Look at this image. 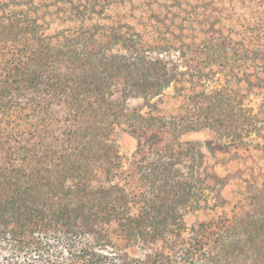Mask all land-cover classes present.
Segmentation results:
<instances>
[{"label": "trees", "instance_id": "1", "mask_svg": "<svg viewBox=\"0 0 264 264\" xmlns=\"http://www.w3.org/2000/svg\"><path fill=\"white\" fill-rule=\"evenodd\" d=\"M0 264H264V0H0Z\"/></svg>", "mask_w": 264, "mask_h": 264}, {"label": "rangeland", "instance_id": "2", "mask_svg": "<svg viewBox=\"0 0 264 264\" xmlns=\"http://www.w3.org/2000/svg\"><path fill=\"white\" fill-rule=\"evenodd\" d=\"M189 138L193 141H197V142H204L205 140L211 138V135L207 132H199V133H194L192 135L189 136ZM124 148H132L133 147V143L130 139H125L124 144H123Z\"/></svg>", "mask_w": 264, "mask_h": 264}]
</instances>
